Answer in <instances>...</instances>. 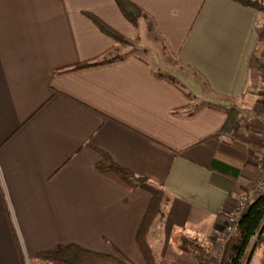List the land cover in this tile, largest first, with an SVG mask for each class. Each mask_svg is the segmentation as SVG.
Listing matches in <instances>:
<instances>
[{"label": "crops", "instance_id": "crops-1", "mask_svg": "<svg viewBox=\"0 0 264 264\" xmlns=\"http://www.w3.org/2000/svg\"><path fill=\"white\" fill-rule=\"evenodd\" d=\"M128 1L144 14L137 26L115 0H0V264H44L27 257L69 244L145 264L136 233L150 195L100 175L92 146L170 195L150 235L158 264H212L258 180L264 12ZM111 53L120 58L56 73Z\"/></svg>", "mask_w": 264, "mask_h": 264}, {"label": "trees", "instance_id": "trees-1", "mask_svg": "<svg viewBox=\"0 0 264 264\" xmlns=\"http://www.w3.org/2000/svg\"><path fill=\"white\" fill-rule=\"evenodd\" d=\"M238 4L264 12L263 0H232ZM123 17L133 26L144 17L140 8L128 0H115ZM90 21L106 36L110 37L118 44H128L126 38L107 25L97 16L86 14ZM120 57L117 54H109L99 60L86 62L70 68L58 70L57 74L73 72L87 69L102 64L111 63ZM170 82L176 83L170 76H162ZM210 107H215L210 105ZM238 119L236 120L237 126ZM92 149L100 156L96 164V170L100 175L115 183L127 191L140 189L150 195L148 208L142 218L136 233V243L144 258L145 264H158L154 255L150 233L156 221L162 217L163 208L169 202L170 195L162 186L152 184L144 177L137 176L128 169H125L114 162V160L104 151L92 146ZM257 233V237L251 248V254L257 249L264 248V193L259 194L254 200L246 205L235 227L234 234L225 244L224 252L220 264H241L245 252L250 245L251 237ZM20 258L25 260L21 248L17 247ZM250 256V254H249ZM247 257V260L249 259ZM28 260H38L44 264H127L112 256L103 255L88 251L76 245H59L52 250L28 257Z\"/></svg>", "mask_w": 264, "mask_h": 264}, {"label": "built area", "instance_id": "built-area-1", "mask_svg": "<svg viewBox=\"0 0 264 264\" xmlns=\"http://www.w3.org/2000/svg\"><path fill=\"white\" fill-rule=\"evenodd\" d=\"M260 116L264 117V89H263V94H262V102L260 105ZM260 144L264 149V123L260 128ZM258 173H259V176H258V180L256 181L255 185L247 192L246 196H244L236 204L231 214L226 219V222L224 224V232L219 241V245L217 249L215 250L214 261L212 264H220L225 244L228 241V239L234 234L235 227L246 205L250 203L252 200H254L259 194L264 193V161L262 165L260 166ZM256 237H257V233H255L250 239V245L247 249L249 250V252L251 251V248L253 246V243L256 240Z\"/></svg>", "mask_w": 264, "mask_h": 264}, {"label": "rangeland", "instance_id": "rangeland-1", "mask_svg": "<svg viewBox=\"0 0 264 264\" xmlns=\"http://www.w3.org/2000/svg\"><path fill=\"white\" fill-rule=\"evenodd\" d=\"M123 51H133V49H130V48H126V47H123ZM263 65H264V62H263ZM178 72H180V70H178ZM212 101H215V102H217L218 103V106H224L225 108H230L229 106H230V104H228L229 103V101L228 102H225V101H221L220 102V100L219 99H217L216 100V98H212ZM198 104V103H197ZM197 106L196 105V103L195 104H193L192 105V107L194 108L195 106ZM258 105H259V103H257V108H258ZM231 109V108H230ZM229 109V110H230ZM152 232V231H151ZM150 235H151V233H150ZM256 252H255V255H254V258H253V260H252V263L251 264H264V251H263V249H257V250H255ZM224 252V251H223ZM251 252V251H250ZM250 252H249V250H246V252H245V256L243 257V259H242V261H241V264H247V256L250 254ZM222 256H223V254H222ZM27 259H28V257H27ZM222 259V258H221ZM28 262H30V260H27Z\"/></svg>", "mask_w": 264, "mask_h": 264}]
</instances>
